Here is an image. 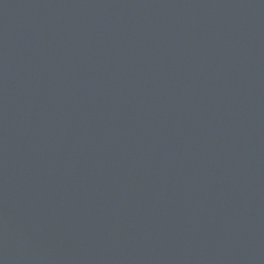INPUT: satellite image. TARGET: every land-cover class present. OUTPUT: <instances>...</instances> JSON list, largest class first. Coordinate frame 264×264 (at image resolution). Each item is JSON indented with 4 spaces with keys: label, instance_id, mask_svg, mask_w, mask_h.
I'll list each match as a JSON object with an SVG mask.
<instances>
[{
    "label": "water",
    "instance_id": "obj_1",
    "mask_svg": "<svg viewBox=\"0 0 264 264\" xmlns=\"http://www.w3.org/2000/svg\"><path fill=\"white\" fill-rule=\"evenodd\" d=\"M0 264H264V0H0Z\"/></svg>",
    "mask_w": 264,
    "mask_h": 264
}]
</instances>
